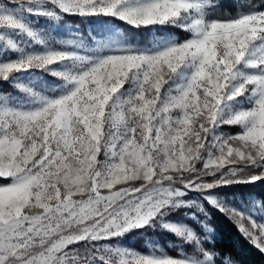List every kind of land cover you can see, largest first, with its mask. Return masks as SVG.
<instances>
[{
  "label": "snow or ice",
  "instance_id": "obj_1",
  "mask_svg": "<svg viewBox=\"0 0 264 264\" xmlns=\"http://www.w3.org/2000/svg\"><path fill=\"white\" fill-rule=\"evenodd\" d=\"M262 185L264 0H0V264H236Z\"/></svg>",
  "mask_w": 264,
  "mask_h": 264
},
{
  "label": "trees",
  "instance_id": "obj_2",
  "mask_svg": "<svg viewBox=\"0 0 264 264\" xmlns=\"http://www.w3.org/2000/svg\"><path fill=\"white\" fill-rule=\"evenodd\" d=\"M224 3L230 4L232 0H224ZM78 22V20H76ZM253 192H260L264 190V185L255 188L248 189ZM213 223L216 225V239L213 241L218 251L230 255L236 264H264V255H262L257 249L251 246L237 231L235 226L227 219L217 214ZM160 241L162 245L168 246L173 241L172 236L155 237ZM127 243L137 249L145 247L143 238L139 236L128 237ZM169 251H172L169 248Z\"/></svg>",
  "mask_w": 264,
  "mask_h": 264
},
{
  "label": "rangeland",
  "instance_id": "obj_3",
  "mask_svg": "<svg viewBox=\"0 0 264 264\" xmlns=\"http://www.w3.org/2000/svg\"><path fill=\"white\" fill-rule=\"evenodd\" d=\"M78 23H79V21L76 22V19H74V18H69V19H68V24H69V25H72V24H78ZM128 246H132V245L128 244ZM132 247H133V246H132Z\"/></svg>",
  "mask_w": 264,
  "mask_h": 264
}]
</instances>
